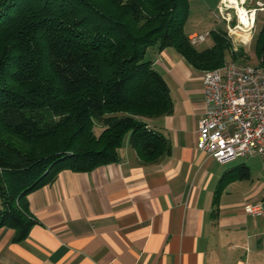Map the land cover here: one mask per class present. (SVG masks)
I'll return each instance as SVG.
<instances>
[{"label":"trees","instance_id":"trees-1","mask_svg":"<svg viewBox=\"0 0 264 264\" xmlns=\"http://www.w3.org/2000/svg\"><path fill=\"white\" fill-rule=\"evenodd\" d=\"M189 14L190 0H0V226L17 229L18 242L34 224L27 196L64 169L118 164L127 138L142 164L171 154L145 122L174 111L150 50L172 48L209 71L231 47L212 31L215 45L199 51ZM257 47L264 52V22ZM243 51L231 60L247 63ZM49 137V150L28 145Z\"/></svg>","mask_w":264,"mask_h":264},{"label":"crops","instance_id":"crops-1","mask_svg":"<svg viewBox=\"0 0 264 264\" xmlns=\"http://www.w3.org/2000/svg\"><path fill=\"white\" fill-rule=\"evenodd\" d=\"M220 1L200 5L212 14ZM257 2L264 4L251 0L248 8ZM218 31L228 38L227 27ZM212 40L199 51L212 48ZM149 55L169 85L174 111L145 122L169 141L171 154L145 165L125 141L118 164L64 169L27 196L34 224L24 240L0 226V264H264V159L220 164L199 151L206 71L172 48L154 47ZM247 205L261 206V214Z\"/></svg>","mask_w":264,"mask_h":264},{"label":"built area","instance_id":"built-area-1","mask_svg":"<svg viewBox=\"0 0 264 264\" xmlns=\"http://www.w3.org/2000/svg\"><path fill=\"white\" fill-rule=\"evenodd\" d=\"M251 0L232 4L221 0L216 18L227 24L232 51L240 50L235 40H251L257 25L258 13L264 4L247 8ZM239 7L244 9L241 14ZM234 12L232 15L231 12ZM246 18L247 23L242 20ZM236 19L233 26L232 21ZM237 30L242 32L241 36ZM207 35L190 37L193 45L203 43ZM246 43V42H245ZM203 115L199 121L197 148L220 164L239 158L259 156L264 159V65H250L241 60H230L220 68L206 71L203 78ZM246 211L259 215L262 207L247 205Z\"/></svg>","mask_w":264,"mask_h":264},{"label":"rangeland","instance_id":"rangeland-1","mask_svg":"<svg viewBox=\"0 0 264 264\" xmlns=\"http://www.w3.org/2000/svg\"><path fill=\"white\" fill-rule=\"evenodd\" d=\"M200 3H201V0H190V14H189V18L185 25V32L187 33V35H190V33L195 32V31H197L198 33L197 35L201 34L203 36L208 35L212 31H217L218 29L226 31L227 25L221 19V17L219 16V18H216L214 15V12L211 14V12H208V9L206 10L205 6L204 5L201 6ZM249 6L250 5H247L246 7L248 8ZM231 13L232 15L234 14L233 11ZM259 17H260V22L256 25L257 27L254 31V36L251 40H245V41L235 40V41H241L240 43H238V46L241 50L242 49L244 50L243 51L245 53L244 59L250 65H259L261 64L262 59L264 58V52L263 53L260 52L259 54V50L257 49L260 32L263 26L264 13H260ZM236 23H237L236 19H234L232 21V25L234 26ZM207 31L208 33H206ZM207 39H208V42L203 46H198L197 48L198 50H203L206 47H208L209 42L212 45L213 37L207 36ZM228 40H230L229 41L230 45L231 47H233L232 46L233 42L230 36H228ZM147 59H149V54H148ZM230 59H231V54L228 52L226 54V60H230ZM100 130H101L100 127L96 128L97 133L100 132ZM52 138L49 137V138H45L42 140H34L32 142H28V145H31L29 146L31 148L33 147L42 148V149L48 148L49 150L50 148H53L54 146ZM126 142L129 143V138H127ZM260 162H262L260 159L255 160V163H260ZM256 170L257 168H255V171H254L255 177H257L259 174Z\"/></svg>","mask_w":264,"mask_h":264},{"label":"bare ground","instance_id":"bare-ground-1","mask_svg":"<svg viewBox=\"0 0 264 264\" xmlns=\"http://www.w3.org/2000/svg\"><path fill=\"white\" fill-rule=\"evenodd\" d=\"M226 2H230V3H232V4H238V2L240 1V0H225ZM239 10H240V12H241V14H243L244 13V9H242L241 7H239ZM242 20L244 21V22H246L247 23V19L246 18H242ZM237 34L238 35H240L241 36V34H242V32L240 31V30H237Z\"/></svg>","mask_w":264,"mask_h":264}]
</instances>
